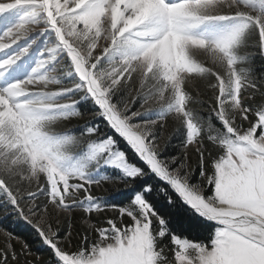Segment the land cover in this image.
Listing matches in <instances>:
<instances>
[{
	"label": "snow or ice",
	"instance_id": "snow-or-ice-1",
	"mask_svg": "<svg viewBox=\"0 0 264 264\" xmlns=\"http://www.w3.org/2000/svg\"><path fill=\"white\" fill-rule=\"evenodd\" d=\"M0 264H264V0H0Z\"/></svg>",
	"mask_w": 264,
	"mask_h": 264
},
{
	"label": "trees",
	"instance_id": "trees-1",
	"mask_svg": "<svg viewBox=\"0 0 264 264\" xmlns=\"http://www.w3.org/2000/svg\"><path fill=\"white\" fill-rule=\"evenodd\" d=\"M0 227H10L14 231L19 232L21 235L26 234V230H24L22 228H17L14 224H9L7 221H5L2 224H0Z\"/></svg>",
	"mask_w": 264,
	"mask_h": 264
}]
</instances>
